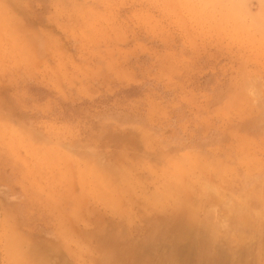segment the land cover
Listing matches in <instances>:
<instances>
[{"label":"rangeland","instance_id":"1","mask_svg":"<svg viewBox=\"0 0 264 264\" xmlns=\"http://www.w3.org/2000/svg\"><path fill=\"white\" fill-rule=\"evenodd\" d=\"M207 192L264 264V0H0V264H97L96 216Z\"/></svg>","mask_w":264,"mask_h":264},{"label":"bare ground","instance_id":"2","mask_svg":"<svg viewBox=\"0 0 264 264\" xmlns=\"http://www.w3.org/2000/svg\"><path fill=\"white\" fill-rule=\"evenodd\" d=\"M108 173L110 181H114V170L109 168ZM206 194L198 200L180 198V211L170 219L146 220L139 238H134L115 222L96 216L89 232V236L97 240L99 256L95 263L188 264L194 255L196 264H251L244 262L243 253L238 254L232 248L233 240L228 233L221 231L220 234L222 221L215 220L209 210H201L205 202L217 199L208 192ZM184 241L190 242V249L184 247ZM45 248L52 252L47 256L29 252L26 259L34 260L35 264H65L62 246L50 241ZM153 251L157 255L155 262L150 256Z\"/></svg>","mask_w":264,"mask_h":264}]
</instances>
